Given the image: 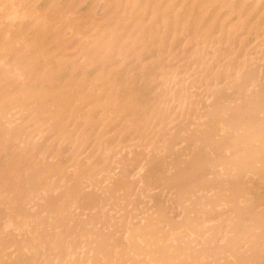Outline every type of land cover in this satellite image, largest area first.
<instances>
[{"label":"bare ground","instance_id":"6f19581e","mask_svg":"<svg viewBox=\"0 0 264 264\" xmlns=\"http://www.w3.org/2000/svg\"><path fill=\"white\" fill-rule=\"evenodd\" d=\"M262 243V0H0V264Z\"/></svg>","mask_w":264,"mask_h":264},{"label":"snow or ice","instance_id":"6c2138e0","mask_svg":"<svg viewBox=\"0 0 264 264\" xmlns=\"http://www.w3.org/2000/svg\"><path fill=\"white\" fill-rule=\"evenodd\" d=\"M262 4H264V0H262ZM262 248H264V243H262ZM233 264H264V252H262V258L259 261L255 260H236Z\"/></svg>","mask_w":264,"mask_h":264}]
</instances>
